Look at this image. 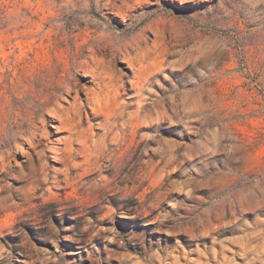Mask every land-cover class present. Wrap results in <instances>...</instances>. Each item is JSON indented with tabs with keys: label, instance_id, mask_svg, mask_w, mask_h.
<instances>
[{
	"label": "rangeland",
	"instance_id": "obj_1",
	"mask_svg": "<svg viewBox=\"0 0 264 264\" xmlns=\"http://www.w3.org/2000/svg\"><path fill=\"white\" fill-rule=\"evenodd\" d=\"M0 264H264V0H0Z\"/></svg>",
	"mask_w": 264,
	"mask_h": 264
},
{
	"label": "bare ground",
	"instance_id": "obj_2",
	"mask_svg": "<svg viewBox=\"0 0 264 264\" xmlns=\"http://www.w3.org/2000/svg\"><path fill=\"white\" fill-rule=\"evenodd\" d=\"M58 69H59V67H58L57 65H54V64H53V66H52V70H51V71H53L54 73H57V72H58ZM48 85H49V84H48ZM53 89L55 90V96L58 97L56 93L59 91V88H57V87H53ZM5 143H6V141H5ZM131 247H132L135 251H137V252L144 253V254H148V251H147V250H144L145 252L142 251V250L140 249L139 245H137V244H133Z\"/></svg>",
	"mask_w": 264,
	"mask_h": 264
}]
</instances>
